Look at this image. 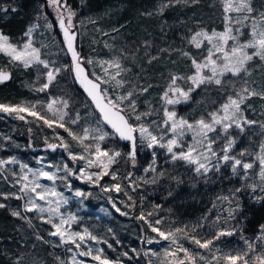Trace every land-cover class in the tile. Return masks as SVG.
<instances>
[{
  "label": "snow or ice",
  "instance_id": "1",
  "mask_svg": "<svg viewBox=\"0 0 264 264\" xmlns=\"http://www.w3.org/2000/svg\"><path fill=\"white\" fill-rule=\"evenodd\" d=\"M198 2L199 0H167L160 6L159 11L163 12L165 8L178 3L194 4ZM220 2L224 11V30H212L209 33L201 29L191 35L188 39L189 44L198 50L206 49V54H202L201 58L197 59L189 52L181 53L183 57L191 61L192 74L187 76L171 75L168 87L161 96L163 119L151 120V122L146 118L151 117L158 110L151 108L145 112L138 110L136 97L138 94L146 93L148 88H138L135 84H132L131 87L127 86L130 84L127 78L129 69L125 68L122 63L126 56L123 50L119 56L98 59L82 57L76 50L74 42L77 33L72 30L76 27L73 21L75 12L67 5L66 0H48V4L56 12L64 45L67 53L71 55L70 65L56 67L54 61L42 58L41 49L46 45L37 46L34 41L35 25L25 31V39L18 44L12 43L9 37L0 33V53L8 56L10 63L24 69L35 68L39 73L38 79L40 75L45 77V81L35 91L45 92L62 71H71L74 73L75 81L91 99L95 118L94 126L88 125L81 128L80 113L77 112L75 117H72L66 111L69 108V100L61 97L51 98L47 104H42L40 101L20 105L0 104V112L15 114V118L19 120H25L26 116L23 114H27L37 121H43L49 128L55 124L56 127L63 129L71 139L67 140L57 134L59 143L53 144L46 141L47 148L52 150L62 148L67 153L68 159L74 164L83 162V167H78V174L77 170L70 167L68 163H64L62 168L59 165H47L48 168H55V171H46L43 166L32 169L27 164L21 163L19 165L20 174L11 173L14 178L13 186L19 185V194L0 192V197L4 200L10 198L23 200V212L47 213L46 219L43 215L40 218L45 223L51 224L54 229L49 232V235L59 237L61 245H75V248L79 250V256H90L99 264H121L119 257L113 261L104 256L101 248L93 250L89 247L87 251L81 250L82 246H86V241L90 240L96 244H108V241L94 235L87 227L82 231H70L72 225L78 222L79 217L61 211L62 206L67 205L69 199L56 190L54 185L58 179L68 181L69 177L74 176L78 180H84L96 186H101L99 182L105 176H110L113 181H116L119 178L118 172L112 169V165L118 163L119 158L122 157L131 160L134 165L138 147L146 146L153 150V164L157 157L155 149L160 148L166 150V154L173 162L182 160L189 165H195L194 171L200 175L207 174L210 166L219 171L221 163L231 162L233 174H239L238 168H242V178H247L248 170L252 169L258 160V175L264 182V144H261L260 153L252 162H245L230 154L235 144L231 130L234 128L244 132L245 126L258 123L256 120L246 117L245 109L250 107L246 102L253 97L264 100V91H257L256 88L250 87L246 79L250 75L249 69L252 64L257 60L264 64V11L256 13L253 0H220ZM151 14L148 13V15ZM45 19L47 18L45 17ZM90 22L96 23L94 20ZM46 27L51 29L52 24L48 22ZM245 30H247V38L242 39L245 36ZM113 31L118 32L119 29H113ZM102 35L108 36L109 33L104 32ZM104 45L106 48L110 47L106 40ZM151 59H155V57ZM85 64L98 66L100 73L86 72ZM9 79L10 73L0 70V84ZM226 81L232 91L226 93V99L214 111H210L206 116L202 115L194 121L178 115L175 106L187 102L191 93L197 88L202 85H216L223 89ZM38 106L51 113V118L42 114V111L38 110ZM260 127L264 129V122L260 123ZM189 135L190 141L186 140ZM220 140L224 141L223 146L219 149L222 155L214 147ZM107 141L127 142L129 150L125 154L117 148H108L105 146ZM73 142L75 143L73 144ZM73 147H78L80 151H73ZM245 154V152H241L239 155L243 157ZM212 158H215V163ZM41 161L42 158L38 159L37 163L41 164ZM16 163L18 161L15 158L0 159V169H4L5 165ZM25 169L27 171H24ZM88 169L97 170L89 172ZM149 170L155 171V168L150 165L149 169H145V171ZM60 171H63L65 175H58L57 173ZM131 176L132 173H128V177L125 179ZM41 180L51 181L52 186L41 183ZM101 187L105 192L113 189L116 192L122 191L119 183L113 184L111 188ZM249 187L253 191L256 189L255 185H249ZM69 190H71L70 184ZM133 190L135 189L133 188ZM260 190L264 191V184L260 186ZM236 191L238 192L240 189H236ZM124 194L128 195L126 191ZM74 195L86 197L89 193L76 190ZM128 198L132 200L131 196ZM223 199L227 200L228 197H223ZM38 201H43L44 204H40ZM134 203L133 201V204L126 205V207H132ZM4 207L6 205L0 203V208ZM113 207H116L115 203H113ZM238 208L239 205H237ZM237 209H229L226 219H235L234 212ZM116 211L121 215H127L119 208H116ZM10 214L13 217L26 220L31 227V220L24 216L20 210H11ZM152 215V212H148L147 216L141 212L138 219L144 221L151 232L156 234L155 237H145L147 244L168 242L167 247L162 248L160 264H264V226H262V234L256 238L260 242L259 250L256 243L245 239L246 248L233 253L232 251H223L217 242L222 237L232 236L236 232L235 227L221 228L211 235L205 236L197 231L199 228L206 227L205 224L197 223L194 226L185 225L164 230L159 227L162 224L161 218L154 221L147 218ZM219 219L220 217H217V220ZM56 220L59 222H55ZM36 238L42 239L40 236ZM185 240L195 247H186L182 242ZM108 247L112 248V245L108 244ZM67 251L72 253L70 261L66 262L57 257L60 264H83V261L76 259L77 253L73 252L72 248H68ZM205 252L208 255H205ZM149 253L152 256L161 257V252L149 249L145 255ZM121 255L128 256V253L124 252ZM22 260L23 257H17L16 264H22Z\"/></svg>",
  "mask_w": 264,
  "mask_h": 264
},
{
  "label": "trees",
  "instance_id": "2",
  "mask_svg": "<svg viewBox=\"0 0 264 264\" xmlns=\"http://www.w3.org/2000/svg\"><path fill=\"white\" fill-rule=\"evenodd\" d=\"M39 2L41 6L38 5ZM166 2L167 0H66L67 5L75 12L73 21L76 27L72 30L77 33L80 55L85 58L94 55V59L111 58L119 56L123 50L126 56L122 63L129 69L127 78L130 84L127 86L135 84L138 88H148V91L140 94L138 98L146 102L142 103L141 110L144 112L149 108L156 109L155 104L160 101L168 87L171 75L192 74L191 61L181 55L182 52H189L197 59L201 58L200 50L188 42L191 35L201 29L212 31L224 28V11L220 0H199L194 4L178 3L160 12V6ZM0 3L5 4L0 7V30L10 38L22 36L39 9H43L50 16L54 14L47 0H0ZM5 9L7 11H3ZM93 20L96 21L95 24L90 22ZM90 23L94 28L91 25V29H88ZM113 29L119 31L114 32ZM104 32L109 35L103 36ZM105 40L110 47H105ZM152 57L155 59H151ZM1 61L0 70L9 71L11 78L8 82L0 84V104H16L22 97L29 98V93L17 84L14 72L7 70L8 67L2 65ZM68 86L78 101L89 107L87 98L76 86L75 81L72 80ZM231 91L227 81L223 89L216 85H202L191 93L187 102L176 105L175 110L179 116L194 121L218 108L226 99V93ZM246 113L250 119H255V111L246 109ZM155 118L146 119L151 121ZM0 119L9 121L11 117L9 114L7 117L0 116ZM28 125L31 129L30 124ZM259 136L260 132L246 129L244 135L236 138L234 154H253ZM117 145L123 153H127V143L118 142ZM120 161L124 186L129 188L128 185L134 181L128 192L132 197V204L135 202L131 210L132 217H122L133 221L137 237L142 242L151 230L144 221L138 219L141 212L146 216L148 212H152L153 215L147 217L151 221L161 218L163 223H171L176 227L194 226L211 218L217 199L230 197L237 192L236 189H240L235 193L236 209L239 205L236 218L224 220L221 224V228H236V233L227 239L254 237L264 226L263 197H251L250 183L242 180L239 175H234L230 166L200 175L194 172L190 165L180 160L173 162L162 155H157L153 164V157L148 151L136 156L134 165L131 160L123 157ZM150 165L155 171L146 172L145 169H149ZM128 173H132V176L125 179ZM28 247L27 242L22 241L13 230L5 209H1L0 264H16L19 251L25 253ZM36 248L38 254L44 258L42 264H59L54 260L50 246L40 241ZM139 256L143 264H149L143 251H140ZM22 264L34 263L31 260L22 261Z\"/></svg>",
  "mask_w": 264,
  "mask_h": 264
},
{
  "label": "rangeland",
  "instance_id": "3",
  "mask_svg": "<svg viewBox=\"0 0 264 264\" xmlns=\"http://www.w3.org/2000/svg\"><path fill=\"white\" fill-rule=\"evenodd\" d=\"M3 5L5 4L0 5V7ZM38 5L41 6L40 2ZM253 5L256 9V13L264 11V0H253ZM52 10L54 12V18L53 16H50V14L44 12L43 9H39L38 12L35 14L34 18L32 19L30 25L27 26L26 30L29 27H32L34 25L36 26L35 31L33 32L34 41L36 42L37 46H39L40 44L46 45V47L41 49L42 58L49 61H54L56 67H62L63 65H70V62L62 46L61 40L57 35L55 29V25L57 22L56 12L54 11L53 7ZM45 17L47 19H45ZM48 22L52 24L51 29H48L46 27V23ZM92 24L90 23V27L88 29H91ZM223 30L224 28L216 31ZM208 32L210 33L211 31ZM0 33L3 32L0 30ZM24 33L22 34V36H19L17 38H10L8 35L4 33L3 34L9 37L12 43L18 44L25 39ZM246 38L247 30H245V36L242 39ZM200 53L206 54V49H200ZM94 57V55L93 57L91 56V58ZM0 60H2V65L8 67L7 70H12L14 72L17 84L21 86L22 90H25L29 93V98L22 97V99H20L18 103H9L8 105L28 104L35 103L37 101L42 102V104H47L51 98L61 97L63 99L69 100V108L66 111H68L72 117H75L77 112L80 113L81 128L83 126L95 125V118L92 112V107L89 109L88 106L83 105L82 102H79L74 93H72L69 86L67 87V84H69L72 80L74 81L71 71H62L58 75L56 81H54L53 84L49 86L48 90H46L45 92H37L35 91V89L39 87L42 82L45 81V77L40 75L38 79L39 73L35 68L24 69L23 67H17L14 64L10 63L9 57L4 55L3 53H0ZM84 66L88 69V72L95 71L100 73V68L98 66L94 67L86 64ZM249 70L250 75L246 77L249 82V86L256 88L257 91H264V64L257 60L254 64L250 66ZM32 96L34 98H32ZM139 96L140 94H138L136 98L138 99ZM139 100L141 105L138 109L139 111L144 112L143 110H141V108L142 103L145 101L138 99V102ZM87 102L89 101L87 100ZM246 103L250 105V107L246 109H252L256 112V117L252 120H256L258 123L252 126H245L244 132H240L238 129L233 128L231 130V133L232 136L235 138V144L237 142L236 138L241 135H244L246 129L256 130V132H260V136L258 137V139H256V145L254 147L253 154L244 155L243 157H241L240 155L234 154L233 149L230 154L239 159H242L245 162H252L256 160L257 155L260 153L261 144H264V131L260 127V123L264 122V100L260 99L259 97H253ZM89 106H91L90 103ZM155 106L156 110L158 111H156L151 117H156L155 120H162L163 101L160 99V101H158ZM168 107L171 108L172 106ZM246 109L245 115L247 114ZM38 110H41L42 114L51 118V113H48L46 109H40L38 106ZM23 115L26 116L25 120H19L15 118V114L10 115L11 120L9 121L0 119V159L8 160L11 158H15V160L18 161V163L16 164H8L5 165L4 169H0V192L2 193L16 192L17 194H19V185L13 186L14 178L11 173L15 172L17 174H20L21 169L19 165L21 163L27 164L32 169H37L43 166L44 170L46 171L56 170L55 168H48L47 165L49 164L59 165L62 168L64 163H68L70 167H72L74 170H77V174L78 167H83V162H76L74 164L71 160H69L67 153L62 148L56 150L55 152L43 150V148L46 146V141L47 143L53 144L59 143V140L57 139V134L65 137L67 140L71 139L67 136V133L63 131V129L56 127L55 124L51 128H49L43 123V121H37L34 117L27 116V114ZM246 117L249 118L248 116ZM28 124H30L31 129ZM73 127L75 128V126ZM76 130L79 131V129ZM186 140H191L190 135L186 137ZM74 143L75 142H73V144ZM223 144L224 141L220 140L218 141L217 145H214L218 153L221 155L222 153L219 152V149L223 146ZM105 146L108 148H117L122 151L121 148L117 145V143H114L112 141H107ZM72 150L76 152L80 151L78 147H73ZM147 151L152 156V149H148L146 146L138 147L136 156L143 155ZM155 151L157 155H162L163 158L170 159V156L166 154V150L156 148ZM41 158V164H38L37 160ZM120 159L121 158H119L118 163L112 165V169L118 172V180L113 181L110 176H105L99 182L101 186L109 188H111L113 184L119 183L121 184L122 188V191L120 192H116L114 189L105 192L103 191L101 186H96L84 180H78L74 176L69 177L68 181H62L58 179L54 185L56 190L58 192L63 193L64 196L69 199L68 204L63 205L61 211L65 214L71 213L79 217L78 222L72 225L70 231H82L83 228L87 227L89 231L92 232L94 235L98 236L102 240H107L108 244L112 245V248H109L108 244H96L95 242L89 240L86 241V246H82L81 250L87 251L89 247L93 250L101 248L103 249V255L109 258L110 260L115 261L119 257L121 264H143V262H141L139 258L140 251H143L145 253L148 252L149 249H151L157 252H161V257L158 258L156 256H152L151 253H149L146 257L149 260V264H160L162 258V248L167 247L168 242L162 241L160 244H147L145 240L142 242L137 237L136 227L133 221H131L130 219L128 220L126 218L124 219L122 216L126 215H121L120 212L116 211V208H119L121 212L127 213L128 216H131L133 214L131 213L132 207H126V205L132 204V201L128 198V196H130L128 189L132 188V184L134 181L130 183L131 186L128 185L129 188L124 186V178L123 175L120 173V165H122ZM212 161L213 163H215V158H212ZM182 162L186 163L185 161ZM190 166L194 170L195 165ZM223 166L231 167V162H228L227 164L221 163V167ZM96 170L97 169H88L89 172ZM210 170H214V168L210 166ZM24 171L27 170L25 169ZM238 173L239 174L236 175H239L242 180L249 182L250 185L256 186L255 191L250 188L249 194L251 195V197L264 198V191L260 190V186L264 184V182L260 180L258 175V160H256V162L254 163L253 168L248 170L247 178H242V168H238ZM57 174L60 176L65 175L63 171H60ZM41 183L52 186L51 181L41 180ZM69 184L71 186V190H69ZM76 190H80L84 193H89V195H87L86 197H76L74 195V192ZM125 191L128 193L127 196L124 194ZM235 193L228 197L227 200L223 199V197L217 199L213 206L214 208L212 214L210 215L211 218L206 219V221L202 223L205 224L206 227L198 229V232L201 235H211L218 229H221V224L225 222L224 220H231L226 218L228 217L229 209H236ZM0 203H4L6 205V207L0 208V210L5 209V212L8 215V220L13 226V230H15L16 233H18L19 237L22 238V241L25 240L27 242V246H29V249H27L25 253L24 251L23 253L22 251H19V257H23L22 261L30 262L32 260L34 264H42L44 258L43 256L41 257L38 254V249L36 248V245L38 246L41 241L44 244L50 246V249H52V253L54 254L53 258L59 264L60 261L57 259V257L66 262L70 261L72 253L67 251L68 248H72L73 252L77 253L76 259L79 261H83V264H99L98 261L92 260L90 256H79V250L75 248V245H61L59 237L50 236L49 232L54 231V229L52 228L51 224L45 223L44 220L40 218V216L43 215L46 219L48 215L47 213L39 214L37 212H23L24 201L17 200L15 198L4 200L2 197H0ZM38 203L44 204L43 201H38ZM113 203H115L116 205L115 208L113 207ZM14 209L20 210L24 216L28 217L31 220V227L29 226L26 220L13 217L10 214V211ZM235 214L236 211L234 212V215ZM217 217H220V219L217 220ZM55 222L58 223L59 221L56 220ZM162 224L159 227H162L164 230H169L170 228L176 227L171 223L167 224L162 222ZM109 229H111V232H109ZM261 234L262 228L254 237L240 236L238 239H227L228 237H222L220 241L217 242V245L223 251H232L233 253H235L238 250L246 248L244 240L247 239L249 242L256 243L257 248L259 250L260 242H258L256 238ZM37 236H40L42 239H37ZM155 236V233L149 231L146 237ZM117 241H119V243H117ZM182 242L186 247H195L194 245L188 243L186 240ZM134 249L135 251H133ZM124 252H127L128 256L121 255ZM204 254L208 255L207 252H205Z\"/></svg>",
  "mask_w": 264,
  "mask_h": 264
},
{
  "label": "water",
  "instance_id": "4",
  "mask_svg": "<svg viewBox=\"0 0 264 264\" xmlns=\"http://www.w3.org/2000/svg\"><path fill=\"white\" fill-rule=\"evenodd\" d=\"M3 11H4V10H3ZM55 26H56L55 29H56L57 35H58V37H59L60 40H61L62 46H63V48H64V50H65V52H66V54H67V57H68V60H69L70 64H71V55H70L69 53H67L66 47H65L64 42H63V34H62V32L60 31L57 22H56V25H55ZM74 45H75V47H76V50L79 52V48H78V45H77V36H76V40H75V42H74ZM85 70H86V72H88V69H87L86 67H85ZM5 72L10 73L9 71H5ZM72 75H73V79H74V73H73V72H72ZM10 78H11V74H10ZM9 80H10V79H9ZM9 80H7V81H5V82H8ZM74 81H75V79H74ZM75 84H76V86L82 91V93L85 95V97H86L87 100L89 101L91 107L94 108V105H92L91 99L87 97V94L84 92L83 88H82V87L79 85V83L76 82V81H75ZM97 114H98V113H97ZM0 116H6V117H7V116H9V114H8V113H2V112H0ZM124 143H127V142H124ZM58 149H61V148H57L56 150H58ZM43 150L50 151V152H55V151H56V150H52V149L47 148V145L43 148Z\"/></svg>",
  "mask_w": 264,
  "mask_h": 264
},
{
  "label": "flooded vegetation",
  "instance_id": "5",
  "mask_svg": "<svg viewBox=\"0 0 264 264\" xmlns=\"http://www.w3.org/2000/svg\"><path fill=\"white\" fill-rule=\"evenodd\" d=\"M46 151V150H45Z\"/></svg>",
  "mask_w": 264,
  "mask_h": 264
}]
</instances>
